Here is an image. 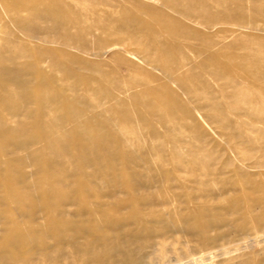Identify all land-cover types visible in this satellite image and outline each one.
Masks as SVG:
<instances>
[{
    "label": "bare ground",
    "instance_id": "obj_1",
    "mask_svg": "<svg viewBox=\"0 0 264 264\" xmlns=\"http://www.w3.org/2000/svg\"><path fill=\"white\" fill-rule=\"evenodd\" d=\"M100 4L113 9L108 12L99 8ZM0 6L7 8L2 23L9 24L10 34L48 46L25 48L18 41L8 50L0 49V58L11 54L15 61L12 69L0 68L5 101L4 107L0 106V198L29 201L24 207L32 211L18 216L16 208L0 204V224H9L6 244L0 247V264H76L78 260H86L78 264H116L119 259L132 264L143 239L149 237L135 235V228L144 234L154 228L155 238L175 240L178 222L183 225L181 231L195 234L202 247L223 239L209 233L221 220L213 202L219 195L209 188L186 200L175 193L157 203L126 200L124 205L131 212L109 223L111 229L127 230L117 237L110 236L101 224L78 228L75 233H86L84 240L71 236L68 213L73 204L66 201L82 199L89 190L81 180L70 184L57 177L54 169L82 173L83 164L71 163L78 157L104 175L111 168L107 161L120 160L114 152L118 146L133 148L138 153L136 159L147 163L146 138L150 149L169 151L171 161L187 165L197 158L195 151L202 149L196 141H207L205 126L212 120L222 133L244 138L243 143L251 145L250 149L238 145L235 150L240 154L239 166L253 156L256 162L250 163V171L264 176V141L251 137V132L264 135V122L253 120L261 111L260 103L264 105V88L259 86L264 83V0H0ZM0 29L4 31V27ZM237 31L241 36L224 50V42ZM193 40L202 44L195 46ZM240 44L253 48L246 47L242 55L228 53ZM30 52L36 55V63H21L19 57ZM108 52L117 64L113 68L105 58ZM216 62L221 67L214 73L226 82L210 91L194 78ZM42 63L49 64L52 72ZM238 68L248 70L251 76L235 82L232 73ZM132 75L137 81L126 82L125 77ZM189 80L191 83H186ZM19 86L28 88V93L17 94L14 90ZM243 86L249 92H244ZM203 100L212 103L206 105ZM114 132L124 136L123 142H112ZM104 145L109 147L106 155L102 153ZM25 150L28 155L21 157ZM89 151L92 157L86 155ZM28 167L36 171L28 172ZM42 171L53 180L36 179ZM18 178L55 194L40 198L24 193L14 184ZM247 186L240 188L242 202H231L228 211L240 215L244 222L241 230L264 228V187L256 179ZM199 197L209 199L200 204ZM95 204L107 206L108 212L123 211V204L92 203L85 198L74 205L94 211ZM157 205H171L176 216L164 217L153 211ZM197 205L202 210L198 215H182ZM44 209L51 210L53 216H38L44 215ZM145 209L150 212L143 213ZM23 219L30 221L28 227L19 225ZM250 240L260 243L264 233ZM68 246L75 248L72 254L64 251ZM204 251L192 255L188 264L213 262L224 252L227 261L231 260L232 254L224 246ZM238 264H264V257H250Z\"/></svg>",
    "mask_w": 264,
    "mask_h": 264
},
{
    "label": "rangeland",
    "instance_id": "obj_2",
    "mask_svg": "<svg viewBox=\"0 0 264 264\" xmlns=\"http://www.w3.org/2000/svg\"><path fill=\"white\" fill-rule=\"evenodd\" d=\"M97 1L100 2L102 0ZM99 8L108 10V12L112 11L113 9L112 7L102 4H100ZM6 9L7 8L0 6V27H4L3 32L0 29V49L8 50L11 45L18 41L20 42L21 46L25 48H28L31 46V44H35L37 48L40 49H46L48 47L46 44L36 41L30 42L26 39L20 38L16 34H10L12 30L9 24L6 22L2 23L4 22L2 21V17ZM247 13L249 14L250 11L247 10ZM261 26L264 27V24L262 23ZM208 31L210 34L211 32H214L213 30ZM241 34L242 32L237 31L233 34V36L228 38V40L224 42V50L237 37H240ZM193 44L195 46H199L202 44V41L198 42L193 40ZM246 47L253 48V46H244V44H240L236 47H231V50H228V53L242 55L245 53ZM181 54H185L184 51ZM261 54L264 55V52L261 51ZM9 55L6 54V56L0 58V68L9 70L15 67V61L13 60L12 55ZM105 58L109 61L108 64L111 68L117 65L113 60V54L111 52H108ZM36 60L37 57L33 52H30L29 56L19 57V61L21 63H36ZM41 65L44 66L48 72H52L49 64L42 63ZM220 67V63L216 62L207 71L208 73L199 72L195 75L196 78H194V80L197 81L199 85L209 87L210 91L216 86L225 85V78H221L220 76L216 75L217 73H214L216 70L219 71ZM262 68L264 69V67ZM141 71L142 70H140L138 74L141 73ZM135 76L136 75L126 76V82L135 83L137 81V77ZM250 76L251 73L246 69L238 68L232 73V78L235 82H244L246 78H249ZM186 83H191V80ZM259 86L264 88V83L259 84ZM242 90L246 93L249 92L247 86H243ZM14 91L17 94L23 95L28 93L29 90L24 86H19L15 88ZM3 93L4 89L0 86L1 107H4L5 105V101L2 98ZM202 102L206 105L207 103L208 105L212 103L210 100H203ZM260 106L261 111L259 110L255 113V116L257 115V117L253 120L258 123H263L264 105L260 103ZM32 107L35 108V105H32ZM205 115L209 116L206 113L204 116ZM20 118H22V116ZM230 119L232 120L233 116L230 117ZM206 124L208 126H205V130L207 131L204 132V135L207 136V141H196L197 147L202 148L203 150H196L195 152L197 158L188 161L187 165H177L171 161L169 159V151L150 149V139L146 138L147 143L145 144V154L148 157L147 163L136 159L135 154L138 153L133 148L118 146L114 152L118 154V158L120 160L116 161L118 163L107 161L108 165H111V168L104 175L99 174L95 167L92 166L87 159L84 160L78 157H73L71 163L76 165L79 163L83 164L84 168H81L82 173L78 171L72 173L71 171L63 170V167L60 169L55 168L54 170H56L55 174L57 177L61 179H67V182L70 184L81 180L83 186H86L89 190V194L84 195L82 199L77 200L72 198L66 201L69 205L73 204V206L70 207L68 213L71 220L68 223V228L71 229L69 235L76 237L78 236L81 240H84L86 233L81 231L80 233L76 234L75 231L78 228L85 226L93 227L101 224L104 226L105 231L110 236L117 237L121 234H125L127 230L111 229L109 227V223L121 215H128L131 212L130 208L124 205L126 200H133L141 204L153 201L157 203L160 198H165L171 193L177 194L181 200H186L189 195L201 194V189L209 188L211 191L217 194V196L219 195V199L213 202L216 203L215 205L219 207L221 212V214L219 212L221 219L219 221V227L211 229L209 233L211 235H221L223 236V239L215 242L211 246L202 247L199 245L200 240L195 234H188L187 232L183 233L181 231L183 225L180 222H178L174 227L176 234L173 237L175 240H173L171 237L162 239L155 238L154 235L156 231L154 228L147 229L145 234L139 229L135 228V235L145 236L146 238L148 236L149 237L148 239H143L142 244L139 246V251L135 252V256L133 257L134 261H132V264H188V260L192 255H201L203 252H205L204 249L207 247H218V249H220V247L223 246L228 248L232 254L230 262L229 260L227 261V255L224 252V254L222 253L221 256L214 257L213 262L207 260L202 264H238L239 262H242L250 257H264V241L257 243V241L250 240L251 238H254L258 235H262L264 233V228L257 226L256 228H247L245 230H241L239 227H242L244 222L240 218V215L236 213L233 215L228 211L231 202H242V198L240 197V188L247 186L252 179H256V181H258V183L264 187V176H261L258 173L255 175L253 174V171H250V163L255 164L256 162V159L253 156L249 158V162H246L242 167L239 166L237 156L240 154L239 152L236 153L235 150L237 149L238 145L242 147L245 145L244 147L246 149H250L251 145L248 143H243L246 141L244 138H232L231 134L228 132L224 131V133H222V128L212 120H209V122ZM262 131L264 130L262 129ZM251 137L253 139L256 138L260 141H264V135L257 132H251ZM123 140L124 136L116 134L115 132L112 134V142L119 144L123 142ZM216 140L220 142L216 143ZM107 150H109L107 145L102 146L103 154L106 155ZM48 153L49 151L45 150V154L47 156ZM19 155L21 157H25L28 155V152L25 150ZM86 155L88 157H92L94 154L93 152L89 151ZM10 157L14 158L15 156L10 155ZM25 170L28 172L36 171V168L28 167ZM35 178L48 182L53 180L51 176H46L45 171L40 172ZM128 181H131L130 185L127 183ZM14 184H17L20 190L24 191V193H32L40 198L52 197V193L55 194L54 191H51L52 193L50 191H46L41 185L31 186L30 182H22L21 178H18L16 181H14ZM249 187L250 185L247 186V188ZM65 190L68 191L67 188H65ZM247 190L250 192L249 189ZM7 197L8 196H2L0 198V204L2 206L4 204H10L17 209L18 216L31 214L32 211L30 207H26V209L24 207L25 204H29V201H25L23 203L14 201L13 199ZM84 198L89 199L92 203L103 202L106 205L113 203L119 206L123 204V211L120 214L111 211L108 212L106 210L107 206L99 208L96 206V204L95 210L91 211L88 208H82L79 205H74L76 203H80V201ZM207 199L199 197L198 201L200 204H202L205 203ZM153 209V211L161 213V215L164 217L167 214V216L173 218L176 216L177 212L171 205H157L156 207H153ZM201 211L202 210L198 209L197 205L196 207L185 209L182 212V215H198V213ZM146 212H150V209H145V211H143V213ZM152 214L154 213L152 212ZM38 216L52 217L53 212L49 209H44V215L41 213V215ZM204 216L207 220L211 219L208 212H205ZM28 221L27 219H23L19 225L22 227H28L30 224V221ZM224 221L232 223L227 224V222L224 223ZM8 228L9 224H0V247L6 244L7 237L9 236ZM235 249H238V251H234ZM64 251H66L68 254H72L75 251V248L68 246L64 249ZM72 259V257L69 258V260ZM80 262L83 263L86 262V260H78L76 264ZM116 264L130 263L126 260L119 259L117 260Z\"/></svg>",
    "mask_w": 264,
    "mask_h": 264
}]
</instances>
